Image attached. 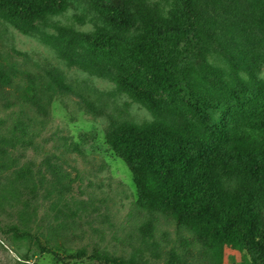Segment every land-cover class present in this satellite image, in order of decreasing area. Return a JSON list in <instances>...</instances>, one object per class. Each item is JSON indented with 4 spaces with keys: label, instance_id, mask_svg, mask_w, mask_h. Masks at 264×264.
I'll return each instance as SVG.
<instances>
[{
    "label": "rangeland",
    "instance_id": "obj_1",
    "mask_svg": "<svg viewBox=\"0 0 264 264\" xmlns=\"http://www.w3.org/2000/svg\"><path fill=\"white\" fill-rule=\"evenodd\" d=\"M129 1L133 11L162 27L165 47L169 43L163 54L168 53L172 70L179 78L189 80L195 95L200 98L203 86L216 92L213 94L221 102L216 116L224 112L231 118L242 111L228 89L241 96L254 95L264 103V0H192L189 11L182 0ZM44 3L45 21L34 24L11 17L0 5V61L26 71L38 83L48 69L64 77V86L56 87L51 102L53 124L69 139L79 142L95 165L82 166L85 161L78 160V164L70 166L57 155L49 159L40 151L16 149L18 166L41 173L48 182L53 180L44 162L49 159L66 199L57 201L46 182L23 186L15 181L12 170L1 173L0 264H73L62 254L42 252L35 241L37 238L44 244V234L61 223L60 209L71 212L63 207L64 202L72 210H79L78 219L68 220L70 226H78L73 230L80 237L74 238V249L86 245L90 254L97 247L131 264H179L159 258L138 244L123 247L113 239V233L122 235L128 230L124 219L136 201L137 187L128 164L107 140L123 127L162 125L202 133L203 123L194 106L196 98L183 86L182 90L162 88L144 66L131 60L130 50L140 39L137 24L118 26L108 18L111 13L121 12V2ZM214 73L222 79L220 88L207 84L206 79ZM246 105L253 106L250 101ZM97 161L105 164L101 172ZM95 195L106 200L88 204L90 196ZM263 202L258 200L256 205L255 240L261 244ZM108 215L113 227L106 222ZM22 222L31 234L28 239L23 237ZM221 264H264V252L253 248L234 250L225 245Z\"/></svg>",
    "mask_w": 264,
    "mask_h": 264
},
{
    "label": "trees",
    "instance_id": "obj_2",
    "mask_svg": "<svg viewBox=\"0 0 264 264\" xmlns=\"http://www.w3.org/2000/svg\"><path fill=\"white\" fill-rule=\"evenodd\" d=\"M118 2L123 8L117 15L111 13L109 20L126 27L136 23L140 36L130 50L131 60L144 66L162 88L183 86L181 90L194 96L204 129L193 134L162 125L123 127L108 136L107 143L126 161L137 187L136 201L124 219L128 230L122 235L113 233V239L123 247L138 244L159 258L179 264H221L225 245L234 250L253 248L264 252V243L255 240L256 205L264 200V103L254 95L241 96L228 89L242 111L231 118L224 112L216 116L221 103L213 94L216 92L203 86V95L198 98L189 80L179 78L172 70L168 53L163 54L169 43L165 47L162 27L133 11L129 0H110L113 5ZM182 2L189 11L192 0ZM0 5L24 24L45 21L44 0H0ZM44 72L38 83L26 71L0 61V174L12 170L15 181L23 186L46 182L57 201H63V186L55 177L49 156L57 155L70 166L78 160L85 161L82 166L95 164L79 142L69 139L53 124L51 102L56 87L64 86V77L55 69ZM206 81L213 88L222 86L216 73ZM247 97L252 107H247ZM17 148L46 154V170L53 180L48 182L27 166L19 167L14 156ZM97 165L101 172L105 164L97 161ZM89 199L88 204L106 200L96 195ZM63 207L71 212L59 210L62 221L44 234V244L35 240L42 252L62 254L73 264H131L97 247L90 254L86 245L74 249L72 242L79 235L73 230L78 226H70L68 220L78 219L79 210H72L66 202ZM106 219L113 227L109 215ZM22 226L23 237L28 239L31 234L26 223Z\"/></svg>",
    "mask_w": 264,
    "mask_h": 264
}]
</instances>
